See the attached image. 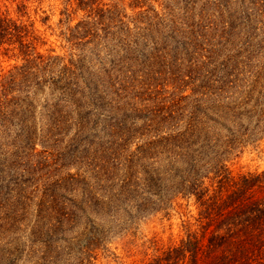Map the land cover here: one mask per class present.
Returning <instances> with one entry per match:
<instances>
[{
    "label": "rangeland",
    "instance_id": "obj_1",
    "mask_svg": "<svg viewBox=\"0 0 264 264\" xmlns=\"http://www.w3.org/2000/svg\"><path fill=\"white\" fill-rule=\"evenodd\" d=\"M219 2L0 0V98L10 100L0 108L9 121L0 126V152L8 146L0 157L14 161L15 173L0 187V225L3 211L17 221L4 241L20 249L16 264H152L202 235L197 197L182 195L121 227L90 203L84 232H58L57 203L75 211L84 202L83 182L101 179L89 166L88 143H105L109 125L129 129L133 143L150 127L169 132L186 123L202 127L211 143L237 135L235 147L212 152L219 164L200 171L204 187L219 191L224 176L225 192L244 178L264 185V15L233 29ZM65 89L93 102L81 112L89 122L83 133L51 120L58 110L78 109L64 103ZM17 106L34 116L23 123L30 133L19 131ZM229 108L246 117L234 118ZM215 166H223L222 175Z\"/></svg>",
    "mask_w": 264,
    "mask_h": 264
},
{
    "label": "trees",
    "instance_id": "obj_2",
    "mask_svg": "<svg viewBox=\"0 0 264 264\" xmlns=\"http://www.w3.org/2000/svg\"><path fill=\"white\" fill-rule=\"evenodd\" d=\"M234 2L237 7L233 6ZM219 3L233 29L245 28L252 18L264 15V4L258 1L247 3L244 0H223ZM63 92L67 98L64 103L73 102L78 108L74 110L77 113H64V109H61L57 112L60 116L51 120L63 131L74 126L78 132L83 133L89 122L81 117V112L83 110L87 113L93 102L87 105L80 102L84 98L80 90L65 89ZM9 102L8 98L5 102L0 98V108H4ZM16 110L18 112L16 111L15 116L19 115L22 119L19 131L23 134L30 133L32 128L23 123L32 121V112L28 111L30 115H27V109L18 106ZM232 110L229 108L228 111L234 118L246 117V114ZM246 112L250 113L249 110ZM7 118L6 113L0 109V126L5 127V123L9 122ZM234 134L236 133L230 135ZM134 135L129 129L109 125L106 131H102L105 143H88L94 152L89 166L91 169L94 166L96 173L100 171L101 179L95 177L90 182H83L84 202L74 204L72 208L75 211L68 212L71 209H68L67 204L60 208L57 203L56 217L53 220L55 227L56 224L63 227L56 228L58 232L62 234L69 231L75 235H78V230L84 232L86 224L83 219L88 220L87 206L90 203L91 210L96 214L100 213L98 204H101L106 217L114 218L121 227V224L133 220L135 214L150 215L159 208L171 207L179 195L196 196L200 205L202 235H192L181 246L169 250L152 264H264V185L260 179L244 178L241 183L230 186V190L225 192L229 179L224 176L219 181L220 190L211 194L210 189L204 187L203 180L206 176L200 177L203 167L219 164L216 155H212L213 151L219 154L217 146L235 147L237 135L233 139L225 136L226 140L221 143H211L202 127L192 123L176 125L169 132L150 127L147 135L137 137V143L132 141ZM7 147L4 146L0 156L8 155ZM5 160L6 158L0 157V187L15 174L12 167L14 161ZM10 163L11 166H8ZM211 168L218 176L222 175L223 166ZM58 184L56 187L64 188L63 184ZM2 192L1 189L0 194ZM73 201L69 199L68 203H74ZM5 208L0 200V211ZM43 212L41 210L39 215ZM3 214L0 229L5 233L0 235V264H16L20 249H11L4 241L17 221L7 211H3ZM43 216L44 214L41 218ZM218 249L222 251L220 254Z\"/></svg>",
    "mask_w": 264,
    "mask_h": 264
}]
</instances>
